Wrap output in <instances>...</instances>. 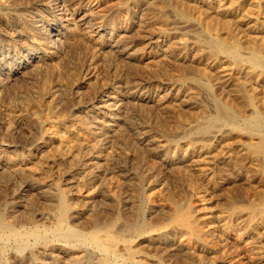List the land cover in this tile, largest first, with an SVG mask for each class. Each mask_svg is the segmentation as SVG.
Masks as SVG:
<instances>
[{"label": "bare ground", "instance_id": "bare-ground-1", "mask_svg": "<svg viewBox=\"0 0 264 264\" xmlns=\"http://www.w3.org/2000/svg\"><path fill=\"white\" fill-rule=\"evenodd\" d=\"M82 1L0 0V94L3 95V92L7 91L14 81L24 75L23 73L28 71L26 69L29 67L31 70L36 71L39 80L33 86L34 88L32 87V92L30 91L31 87L28 91L33 93L34 97L37 96V99L39 96L41 99L44 98L49 110L52 107L54 109L55 103L58 101L68 102L73 100L72 98L62 101L65 95L71 92L72 85L70 86L65 82L67 75H63V71L56 64L57 62H54H59L63 56L65 57L64 54H61V51L68 45L69 36L73 29L82 30L83 33H88L87 35L93 33V42L99 51L103 50L104 47H108V49L117 52L131 67L127 66L130 69L125 74H119L118 68L116 70L114 68L112 76L107 81L105 80L104 83H99V85H102L98 87L95 94L92 92L94 95L92 94L90 99L88 98L89 100L86 98L87 101H79L80 103L78 102L74 106L75 110L83 111L84 114L86 113L91 117V124L85 125L83 128H91L92 133H89L93 134L91 137L95 144L90 142L91 140L88 141L86 139L79 146L77 144L80 143L78 139H82L78 135L80 132L74 128H67L68 122H74L76 118L79 120V117L75 118L74 116L80 112L77 113L75 110L76 113L52 120L53 123L49 127H44L43 123L46 120L48 123L50 118L39 117L37 120L40 121L41 125V130L38 129L40 134L38 133L39 135L36 137L31 134L33 142L28 147L25 146L26 155H19V153L13 155L11 150L17 144L0 138V173L2 172L3 174L1 175L7 178L5 190L11 197L9 202L6 200L7 202H4L5 204L0 207V236L4 240L2 244L0 242V264H5L6 260H4V257L8 253L7 246L11 242L14 244V251L9 252L11 256L9 255L8 257H12L14 264H113V258L121 259L124 264H173L176 255H178L177 257H183L184 260L182 259L181 264L192 263V259L189 262L187 261L189 257L194 258V264H232L233 260L231 257L221 259L213 253L214 251H211V248L209 250L208 241L206 237L204 238L205 235L203 236L200 226L201 224L210 226L211 222H213V228L219 231L218 235L224 238L223 240L228 244L230 241H238V243L246 244L243 245L244 247L249 246L250 242H252L251 239L248 238V241L239 237L236 233L230 232V223L227 221L229 218H226L227 216L224 212H227L231 217L242 216L246 223V226H244L246 231L248 232L250 227H253L257 230V234L260 235L261 233L262 236L264 233V192L260 193L258 202L255 200L256 202L252 201V203L243 204L238 202L239 199L236 195L224 201L222 200L221 208L224 212H220L221 208L218 211L209 208L202 210L194 205L188 197L187 199L185 197L178 200L175 190H173V193L176 199L171 198L168 202H164L162 201V197H164L162 193V196H159L162 200L158 202L156 198L160 195L163 188L165 189V183L167 182L164 183V181L167 178L158 167L148 162L147 156H152V160L155 157V160L158 158L162 165L166 166V169L169 167L168 170H174L177 174H181V168L185 167L186 170L196 173L198 178L205 180L204 184H211L212 188L218 184L214 183L217 182L215 180L216 174L217 177L218 175L219 177L221 176L220 180L224 179L225 181L228 177H232L233 180L231 179V181H234L235 184L237 180L242 178L244 173L242 175L241 173L244 171H240L241 167L238 170L239 164V166L234 165L241 161L237 157L243 158L245 162H250V165L252 164V158L256 157L259 161L256 164L257 166L255 167L252 164L249 167L254 168L252 170L254 174H257L254 178L259 182L258 184L264 186V0H176V6L174 2V5H171L168 2L166 3L165 0H156L158 3L155 4L150 3L153 6H150L149 3L147 4L146 0H141L139 3L138 0H128L119 9L122 16L119 18L120 20L115 19L116 21L107 22L108 24L106 23L107 18L119 11L113 12V10H110L108 3L103 0H97V2H101L102 8L100 10L83 7L80 5ZM75 2H78V5L75 6ZM138 27L141 35H139L137 40L128 42H121L122 39L119 40L118 36H130L131 34L129 33L132 32V29ZM201 31L208 32L211 35L210 41L215 42L213 46L223 53V57L217 56V54H214L215 52L212 53V47L210 46L207 47L211 48L209 50L200 46L201 43L198 40L201 35L199 38L196 35L197 32ZM75 32L77 31L75 30ZM194 34L195 37L193 39L197 38L198 40H191ZM124 36L122 37L125 38ZM78 42L80 41L78 40ZM77 45L78 43L75 46L76 48L78 47ZM69 47L70 45L67 48ZM132 57L135 59H132ZM68 61L67 63L69 64ZM154 62L155 64H153ZM163 64L170 66L171 76L170 74L167 77L162 76L164 75L162 72L163 68H161ZM64 65L66 66V64ZM85 67H88V65ZM71 68L69 67V69ZM78 68L81 70L80 67ZM69 69H67L68 72ZM64 70L66 71V69ZM35 71L33 72L35 73ZM84 72L87 73V69ZM69 73L71 74L72 72ZM64 76L65 81L63 80ZM81 80L85 81L84 79ZM67 81L69 82V79ZM64 83L68 84L69 87L67 88ZM69 83L73 84L72 82ZM89 84L91 85L90 82ZM85 85L87 86V84ZM16 88L15 90H17ZM216 89H220L226 94L225 99L230 97L231 100L242 96V103L248 108L249 112L246 113V111L244 114L235 113L229 106L231 104L225 100H218L216 98L217 95L216 97L213 95L215 98L211 96L213 98L210 101L212 103L210 107L203 103L204 100L197 105L199 108V111H196L199 113L195 114L196 116L198 115L197 117L195 116L197 118L195 121L197 122L193 123L194 116H189L188 119L186 117L187 121L184 120L187 123L186 125L184 124L182 127L180 126L181 124H177L181 128L175 127L176 130L181 131L177 130L180 133L187 134L190 132L197 136V141L193 144L189 142L190 145L187 144L185 146L184 152L176 151V149H179L176 145V147L173 146L176 152L171 147L170 149H173V152L170 153V149H168L169 142L165 139H168L169 136L166 135L169 133L164 136L165 138L157 136L158 134L156 135L155 131H153L154 128L152 130L151 126L148 127L149 120L148 122L145 121L149 116L144 120V114H141L143 118L140 117L141 115L139 117L143 119V122L136 121L134 111L132 112L131 107L128 108V105H126V103L129 104L127 101H130V103H138V106L132 104V109L135 106L139 107L140 105L141 108V105L148 104V106L145 105L147 108L149 105H155L159 110L168 106L179 110L184 106L191 107L189 100L197 98L201 92L203 94L206 90L205 96L201 94L205 98L207 93L210 94L212 90ZM22 91L24 90L22 89ZM24 95L22 94L21 96ZM29 95H25L22 99H26L23 101L31 99ZM78 96H80V93ZM8 97L6 96V98ZM78 99L80 98L78 97ZM236 99L237 101L240 100ZM67 105L70 108L73 106V104L69 105V103ZM29 106L30 103L27 107ZM206 110H209L210 113H205ZM52 115L54 116V114ZM160 116L157 115L159 118ZM154 120L157 119L155 118ZM181 121L183 122V120ZM227 123L230 125H227ZM6 125L0 119V128L4 126L6 131L10 132L11 126ZM128 125L136 132V139L133 138V141L138 140L141 144L139 145V148L141 146V151L132 148V154L124 147V149L119 148L128 142L126 135L124 136L122 132L123 127ZM160 125L162 126L163 123ZM155 127L159 129V125ZM84 134L86 135V133ZM161 134L164 135V133ZM174 137L176 138V136ZM13 140L16 139L14 138ZM48 141L57 143V145L55 143L56 147L54 146L56 151L54 153L51 152L52 155L49 156L50 161L53 164H68L67 174L72 184L70 189L59 183L56 174L53 177V174L45 172L46 170L42 171V174L36 168L24 165L31 154L41 153ZM114 143L120 145L115 144L119 146L118 149L114 145L116 149L113 151L106 149L107 151L105 150L104 152L107 146H112ZM52 145L54 144L50 146ZM129 145L131 146V143ZM114 146L112 147L114 148ZM133 146L135 145L133 144ZM54 147L52 146V150ZM112 147H109V149H113ZM15 149L14 151L17 153ZM49 149L51 150V148H48V152L50 151ZM83 149L84 156H82L81 152ZM9 150L12 154H9ZM137 151L141 152V154ZM134 152L137 156H135ZM142 152L146 153L145 156L147 158L144 156V159L146 158L147 161L142 158L144 155ZM234 156L239 161H235L232 164L231 158ZM232 161H234L233 158ZM225 166L227 167L225 168ZM221 168L226 169V172L227 169L232 170L228 172L231 175L225 178L222 177L224 175ZM246 172L251 174L248 171ZM172 173L175 172L172 171ZM184 173L188 172L184 171ZM105 174L107 176L114 174L116 177L119 175L123 182H115L111 178L109 179L111 176L106 178ZM187 175L189 177V174ZM245 182L248 183L249 181ZM206 184L205 186H207ZM122 185H133V188L131 187L126 192ZM166 188L167 190L169 189L168 186ZM29 189L39 193L45 201H43V209H39V213H35V211H38L37 208L33 209L34 211L32 209L27 210L26 213L24 210V215L21 210L25 209V206L28 207L29 204L24 205L25 203L23 204L21 201ZM259 190L261 191V189ZM167 194L170 196L165 191L164 195L166 196ZM224 197L227 198L228 196ZM241 209H246V212L244 213ZM152 213H156L155 219L149 218ZM20 214L24 215V217L22 216L24 220H20L22 218L19 217ZM158 215L163 220L157 219ZM40 221L44 224L45 221L51 224L48 231L51 232L49 236L52 238L48 239L46 238L47 236H42ZM85 240L92 242L94 251H90L89 247L85 246ZM254 241L256 240L254 239ZM144 245L148 246L149 249L152 248L153 251L145 252ZM250 256L252 257L249 258L252 259L254 257L253 253ZM108 258H112V260Z\"/></svg>", "mask_w": 264, "mask_h": 264}, {"label": "rangeland", "instance_id": "rangeland-1", "mask_svg": "<svg viewBox=\"0 0 264 264\" xmlns=\"http://www.w3.org/2000/svg\"><path fill=\"white\" fill-rule=\"evenodd\" d=\"M103 1H106L108 4V6H110V10H113V12L114 11H119V12H115V14L114 15H112L111 14V16H110V18H107V20H106V23L107 22H112V21H116V20H118L120 17H122L121 16V10H119L120 8H121V6H122V4L126 1H128V0H103ZM141 0H138V3L140 2ZM147 1V4L149 3H151V4H155V3H158L156 0H146ZM146 1H144V2H146ZM156 1V2H155ZM166 1V3L168 2L169 4H171V5H174V3H175V1L176 0H165ZM171 3H170V2ZM125 2V3H126ZM154 2V3H153ZM174 2V3H173ZM78 2H75V6L76 5H78L77 4ZM150 4V6H153V5H151ZM80 5H82L83 7H86V8H96V9H98V10H100L101 8H102V6H101V2H97V0H83L82 1V3L80 4ZM177 5V3H175V6ZM118 9V10H117ZM112 17V18H111ZM114 19V20H113ZM116 19V20H115ZM109 20V21H108ZM120 20V19H119ZM100 21H102V19H100ZM108 24V23H107ZM75 30L78 32H75ZM81 30V29H80ZM136 30H138V31H136ZM135 31H136V33H135ZM75 32V33H74ZM73 33V34H72ZM71 33V35L69 36V43H73V44H69L68 43V45H70V47L69 48H67L68 47V45L65 47V49L64 50H62L61 51V54H64L65 55V57L63 56L62 57V55H61V59H60V61L59 62H61V63H59L58 61H54L60 68H61V70L63 71V75H67L66 76V79L68 80L69 79V82H72L73 84H71V83H69L66 79H65V76L63 77L64 79V81L66 82V83H68L70 86H71V88H72V90L71 89H69V90H71V94L70 93H67L66 95H65V98L62 100V101H65V100H68V99H72L73 98V100H69L68 102H56L55 103V106H56V104H57V106L55 107L54 106V109H53V107H52V109L50 108V110L47 108V102H44L45 100H44V98L43 99H41V98H39L38 97V99L36 98V97H34L35 95H33V93H29L30 91L32 92V89L34 88L33 86H35V84H37L38 82V80H39V77L37 78V75H36V71L35 70H31L29 67L26 69V70H28V71H25V72H29V73H23L24 75H22L23 77H24V79H23V77L21 76L20 78H22V79H18V80H16V81H14L13 82V84L10 86V87H8V89H7V91H4L3 92V95L2 94H0V119L4 122V125H9V123H10V125L9 126H11V131L10 132H7L6 131V129L4 128V126H2V128H0L1 130H0V138L1 139H3V140H8V142H11V141H13V142H11V143H15V144H17L16 145V149L15 150H17V153H16V151H14V149H12L11 150V152L13 153V155H17L18 153H19V155L20 154H24V155H26V147H28L30 144H32V139H33V136L35 135V137L36 136H38L39 134H40V131L39 130H41L40 129V121H38L37 119L39 118V117H41V118H47V119H49L48 121L50 122V124H49V122L47 123V120L46 121H44V123H43V126L44 127H49V125H51L52 123H53V121H54V119H57V118H60V117H65V115L66 116H68L69 114H73V113H76L75 111H77V110H75L74 109V106L80 101V102H85V101H87V100H89L90 99V97L92 96V92H94V94H95V92H96V90L98 89V87H100V85H102V84H100L99 85V83H104V81L106 80L107 81V79L109 78V77H111L112 76V70L115 68V70L117 69L118 71H119V74L121 73V74H125V72H127V70H129L131 67H130V64H127V62L126 61H124L123 59H122V57L119 55V54H117V52H114V50H111V49H108V47H104V49L103 50H101V51H99L95 46V44H94V42H93V39H94V37H93V33H91V35H87V34H85V33H83L82 32V30L81 31H79V30H77V29H73V32ZM133 33V34H132ZM193 33H196V32H193ZM192 33V34H193ZM208 32H203V31H201V32H197V35H196V37L197 38H199L200 37V35H201V37L199 38V42L201 43L200 44V46L202 47L203 46V48L205 47L207 50H209V49H211V48H207L208 46H210V47H212V49H211V52L213 53V52H215L214 54H217V56L219 55V56H221V57H223V53H221L220 51H219V49L217 50L216 49V47H214L213 45H214V43L215 42H211L210 41V38H211V35L209 34H207ZM129 34H131L130 36H124V35H122V36H124L125 38H123L122 36L120 37V36H118L119 37V40L120 39H122L121 40V42H124V41H134V40H137L138 38H139V35H141V32H140V30H139V27L138 28H134V29H132V32L131 33H129ZM128 34V35H129ZM136 34V36H134ZM74 35V36H73ZM191 35V34H190ZM74 38H73V37ZM75 36H77L76 38H75ZM91 36V37H90ZM133 36V37H132ZM207 36V37H206ZM71 37V38H70ZM82 37V38H81ZM84 37H86V38H84ZM118 37H117V40H118ZM129 37V38H128ZM131 37V38H130ZM137 37V38H136ZM187 37H190V36H187ZM195 37V34H194V36L193 37H191L192 39L191 40H196V39H193ZM82 40H81V39ZM203 38H205V39H203ZM209 39V40H208ZM71 40H72V42H71ZM74 40V41H73ZM78 40L80 41V42H78ZM206 40V41H205ZM78 43V49L75 47L76 46V44ZM76 43V44H75ZM80 44V45H79ZM84 44V45H83ZM90 44V45H89ZM205 44V45H204ZM92 45V46H91ZM72 46V47H71ZM74 46V47H73ZM214 47V48H213ZM85 48V49H84ZM68 49H70L69 51H68ZM74 50V51H73ZM105 50V51H104ZM206 50V51H207ZM63 51H65L64 53H63ZM67 51H68V53H67ZM76 51V52H75ZM75 52V54H73ZM220 52V53H219ZM99 53H101V54H99ZM70 54V55H69ZM221 54V55H220ZM66 55H69V56H66ZM107 55V56H106ZM77 56H78V58H77ZM67 57V58H66ZM88 57V58H87ZM103 57V58H102ZM70 60V61H68V60ZM87 59H89V60H87ZM91 59V60H90ZM132 59H135L134 57H132ZM65 60V61H64ZM67 61L69 62V64L67 63ZM91 61V62H90ZM64 62V64H66V66L64 65V64H62ZM105 62V63H104ZM73 63V64H72ZM81 63V64H80ZM102 63V64H101ZM70 64H72V65H70ZM90 64H92V65H90ZM98 64V65H97ZM153 64H155V62L153 63ZM62 65V66H61ZM70 65V66H69ZM79 65H81V66H84V67H81V66H79ZM88 65V67H85V66H87ZM133 65V64H132ZM65 66V67H64ZM80 67L81 68V70L78 68V67ZM130 67V68H128V67ZM169 65L168 64H163L162 66H161V68H163V74L164 75H162L163 77H167V76H169V74H170V71H169V69H170V66L168 67ZM63 67V68H62ZM69 67H72L71 69H69ZM104 67V68H103ZM113 67V68H112ZM125 67V68H124ZM90 68V69H89ZM97 68H98V71H97ZM100 68V69H99ZM120 68V69H119ZM124 68V69H123ZM31 71H30V70ZM64 69H66V71L64 70ZM67 69H69V72H72L71 74L67 71ZM85 69H87V73L86 72H84L85 71ZM89 69V70H88ZM109 69V70H108ZM107 70V71H106ZM165 70V71H164ZM33 71H35V73L33 72ZM75 71H77V72H75ZM121 71V72H120ZM32 72V73H31ZM84 72V73H83ZM124 72V73H123ZM166 72V73H165ZM82 73V74H81ZM92 73V74H91ZM96 73V74H95ZM26 74V75H25ZM29 74H31V75H29ZM69 74V75H68ZM80 76H79V75ZM84 74V75H83ZM90 74V75H89ZM107 74V75H106ZM166 74H168V75H166ZM29 75V76H28ZM72 75V76H71ZM86 75H88L89 76V78H88V76L86 77ZM27 76V77H26ZM31 76H34V77H31ZM77 76V77H76ZM170 76H171V74H170ZM173 76V75H172ZM71 79H70V78ZM81 77H83V78H81ZM92 77V78H91ZM103 77V78H102ZM27 78H29V79H27ZM91 78V79H90ZM105 78V79H104ZM37 79V80H36ZM81 79H84L85 81H82ZM22 80H24V81H22ZM73 80V81H72ZM78 80V81H77ZM91 80H92V82H91ZM22 81V82H21ZM102 81V82H101ZM24 82V83H23ZM32 82V83H31ZM34 82V83H33ZM77 82V83H76ZM91 83V85L89 84L88 85V83ZM17 83H19L20 84V86H19V84H17ZM23 83V84H22ZM76 83V84H75ZM95 83H97V84H95ZM16 84V85H15ZM30 84V85H29ZM32 84H34V85H32ZM65 84V83H64ZM68 84H65V86H67V88L69 87V85ZM84 84V85H83ZM85 84H87V86L85 85ZM18 85V86H17ZM76 85V86H75ZM92 85H94L93 87H92ZM99 85V86H98ZM17 87L16 89L17 90H15V87ZM29 86V87H28ZM89 86V87H88ZM13 87V88H12ZM30 87H31V89H30ZM33 87V88H32ZM79 87H81L80 89H79ZM95 87H97L96 89H95ZM20 88V89H19ZM76 88V89H75ZM87 88V89H86ZM19 89V90H18ZM22 89L24 90V91H22ZM25 89H27V90H25ZM30 89V91H28ZM90 89V90H89ZM221 89V88H220ZM220 89H216V90H212L211 92H210V94H212V95H210V94H206V97L204 98V96H205V94L204 93H206L205 91H204V96H202L203 94H202V92H201V94H199L198 96H197V98H193V99H191V100H189L188 102L191 104V107L189 106V107H186V106H184L182 109H179L178 110V108H176L175 109V107L173 108V107H171V106H168V107H164V108H160V109H162V110H159V108L157 107V106H155V105H149V109H151L150 110V112H149V109L146 107V106H148V104H145V105H141V108L143 109V107H145L146 108V110H148V111H146L145 110V108L142 110L141 108H140V105H139V107H137L138 106V103H133V102H131L130 103V101H127V102H129V104L128 103H126V105H128V108H130L131 109V111L134 113V118H135V120L136 121H141V122H143V119L145 120V119H147L148 118V116H149V118L147 119V120H145L146 122H148V120H149V126L148 127H150L151 129L152 128H154V130L153 131H155L154 133L157 135V136H160V137H163V138H165L164 136L167 134V133H169V134H167L166 136H169L168 137V139L167 138H165L166 139V141L167 142H169L168 143V149H170L171 147L174 149V152H176L177 150H178V152H182L183 151V149H185V146L187 145V144H189V142L191 143V144H193V143H195V141H197V136H196V134H191L190 132L189 133H187V134H184V133H180L181 131L180 130H178V131H180V132H178L176 129H175V127L176 128H181V127H178L180 124V126H184V124L186 125L187 123L184 121V120H186L187 121V119H188V117L190 116V117H193L192 119L194 120V122L193 123H195V122H197V121H195V120H197V118H195V114H198L199 112H196V111H199V108L197 107V105H199L201 102H203L204 100V102L203 103H205V104H207V106L209 105V107H210V105L212 106V103L210 102L211 100H212V98L215 96L216 97V95H217V99L218 100H220V101H223V100H225V101H227V102H229V104H231V105H229V106H231V109L235 112V113H237V114H244V112H246V113H248L249 111H248V108H246L245 107V105L242 103V99L241 98H243L242 96H239V97H235L234 99L232 98L231 100H230V97H227V99H225L224 97H225V93H223V91H221ZM68 90V91H69ZM74 90V91H73ZM79 90V91H78ZM81 90V91H80ZM93 90V91H92ZM95 90V91H94ZM204 90V89H203ZM14 91H17V92H14ZM22 91V92H21ZM73 91V92H72ZM78 93H77V92ZM221 92V93H218V92ZM235 91V90H234ZM10 94L11 93V95H9L8 93ZM21 92V93H20ZM29 93V94H27V93ZM16 93V94H15ZM24 93H25V95H29V97H31V99L33 98V100H31V99H29V100H31L32 101V103H31V101H29V100H26V101H23V100H25V99H22V98H24ZM79 93H80V96H78L79 95ZM214 93V94H213ZM13 94H15V95H13ZM21 94H23L24 96H19V95ZM32 94V95H31ZM93 94V95H94ZM219 94V95H218ZM222 94H224V95H222ZM240 94H242V93H240ZM69 95V96H68ZM74 95H76V96H74ZM85 95V96H84ZM207 95H208V97H207ZM209 95H210V98H209ZM214 95V96H213ZM222 95V96H221ZM243 95V94H242ZM2 96V97H1ZM6 96H9L8 98H6ZM20 98H19V97ZM74 96V97H73ZM87 96V97H86ZM201 96V97H200ZM211 96H213V97H211ZM218 96H220L221 97V99H220V97H218ZM64 97V96H63ZM68 97V98H67ZM78 97L80 98V99H78ZM214 97V98H215ZM13 98H14V100H13ZM17 98H18V100H17ZM35 98H36V100H35ZM67 98V99H66ZM82 98V99H81ZM86 98H87V100H86ZM89 98V99H88ZM206 98H207V100H206ZM229 98V99H228ZM236 98H238V99H240V100H238L237 101V99ZM10 99V100H9ZM202 99V100H201ZM6 100H7V102H6ZM74 100H76V101H74ZM78 100V101H77ZM229 100V101H228ZM8 101H9V103H8ZM19 101V102H18ZM36 101V102H35ZM40 101V102H39ZM234 101V102H233ZM235 101H237V102H235ZM241 101V102H240ZM11 102V103H10ZM12 102H13V104H14V106H13V104H12ZM28 104H27V103ZM35 102V103H34ZM39 102V103H38ZM79 102V103H80ZM210 102V103H209ZM3 103H4V105H3ZM19 103H20V105H19ZM29 103H30V106L29 107H27L28 105H29ZM33 103H34V105H33ZM41 103V104H40ZM68 104L69 103V105H72L73 104V106L70 108V106L68 107V105L66 106V105H64V104ZM194 103H195V105H194ZM242 104V105H240V104ZM12 104V105H11ZM23 104V105H22ZM26 104V105H25ZM32 104V105H31ZM58 104H60L59 106H58ZM132 104H136L137 106H135V107H133V109H132ZM237 104V105H236ZM3 105V106H2ZM25 105V106H24ZM130 105V106H129ZM236 105V106H235ZM194 106V107H193ZM207 106H206V108H207ZM241 106V108H239ZM27 107V108H26ZM42 107V108H41ZM153 107V108H152ZM197 107V108H196ZM208 107V108H209ZM235 107V108H234ZM13 108V109H12ZM41 108V109H40ZM56 108V109H55ZM157 108V109H156ZM188 108V109H187ZM243 108V109H242ZM246 108V109H245ZM138 109V110H137ZM140 109H141V111H140ZM169 109V110H168ZM170 109H171V111H170ZM242 109V110H241ZM65 110V111H64ZM75 110V111H74ZM36 111V112H35ZM53 111V112H52ZM138 111H140L139 113H138ZM154 111V112H153ZM158 111V112H157ZM162 111V112H161ZM175 111V112H174ZM187 111V112H186ZM209 111V110H208ZM207 110H206V112L205 113H210V111L208 112ZM239 111V112H238ZM243 111V112H242ZM5 112H7V113H5ZM38 112V113H37ZM40 112V113H39ZM80 112V113H79ZM135 112H137V113H135ZM161 113V116H160V113ZM165 112H166V114H165ZM181 113V115H180V113ZM241 112V113H240ZM12 113V114H11ZM36 113V114H35ZM56 113V114H55ZM77 113H79V114H77L76 116H74L75 118L76 117H79V122L75 119L74 120V122H68V124H67V128H74V129H76L78 132H80L78 135L82 138L81 140L80 139H78V138H80L79 136H78V142L80 141V143H77L79 146H80V144L81 143H83V141L84 140H91L90 142H92V143H94L95 141L94 140H92L93 138L91 137V136H93V134H91L92 132V130H91V128H83V126H85V125H90L91 124V117L89 116V115H87L86 113V115L84 114V112L83 111H77ZM82 113V114H81ZM147 113H149V114H147ZM156 113V114H155ZM169 113V114H168ZM177 113V114H176ZM5 114V115H4ZM8 114V115H7ZM35 114V115H34ZM52 114H54V116L52 115ZM136 114V115H135ZM138 114V115H137ZM144 116V118H143V116ZM147 114V115H146ZM163 114V115H162ZM174 114V115H173ZM193 114V115H192ZM19 115V116H18ZM21 115V116H20ZM37 115H39V116H37ZM44 115V116H43ZM48 115V116H47ZM141 115V116H140ZM154 117H153V116ZM156 115V116H155ZM157 115L158 116H160V118L159 117H157ZM165 115V116H164ZM3 116V117H2ZM59 116V117H58ZM86 116V117H85ZM136 116V117H135ZM138 116V117H137ZM141 118H143V119H141ZM146 116V117H145ZM152 116V117H151ZM173 116V117H172ZM198 116V115H197ZM196 116V117H197ZM11 117V118H10ZM12 117H14L13 118V120H12ZM16 117H17V119H16ZM20 118V120H19V118ZM83 117V118H82ZM85 117V118H84ZM186 117H187V119H186ZM7 118V119H6ZM140 118V119H139ZM152 118V119H151ZM157 119V120H154V119ZM177 118V119H176ZM138 119V120H137ZM14 120H15V122H14ZM53 120V121H52ZM84 120V121H83ZM158 120H159V122H158ZM162 120V121H161ZM174 120V121H173ZM181 120H183V122H185V123H183ZM38 121V122H37ZM83 121V122H82ZM160 121H161V123H160ZM166 121V122H165ZM173 121V122H172ZM182 123H181V122ZM18 122V123H17ZM21 122V123H20ZM164 122H165V124H164ZM188 122H190V121H188ZM6 123V124H5ZM12 123H14L13 125H12ZM71 123V124H70ZM151 123V124H150ZM162 124L163 123V125L161 126L160 124ZM219 123V122H218ZM16 124V125H15ZM173 126H172V125ZM177 124H179V125H177ZM6 125V126H7ZM46 125V126H45ZM74 125V126H73ZM80 125H82V126H80ZM153 125H154V127H153ZM159 125V129H161V130H159V129H156V128H158V127H155V126H158ZM177 125V126H176ZM227 125H230L229 123H227ZM35 126V127H34ZM71 126H73V127H71ZM166 126V127H165ZM170 126V127H169ZM182 126V127H183ZM13 128H15L14 130H12ZM128 128V129H127ZM129 125L127 126V127H123V129H122V132L124 133V136L126 135V138H127V143H125V145H121V147H119L120 145L119 144H117V143H114L113 145L112 144H110V145H112V146H114L115 144L116 145H119V146H116L117 147V149H118V147L119 148H122V149H124V148H126V149H128V151L132 154L133 153V149H135V150H137V149H139V151H141V146H140V148H139V145H141L139 142H138V140H135V141H133V138H135L136 139V132L134 131V130H132L131 128H130V130H129ZM165 128V129H164ZM170 128V129H169ZM5 129V130H4ZM39 129V130H38ZM78 129H81V130H78ZM126 129V130H125ZM173 129V130H172ZM3 130V131H2ZM86 130V131H85ZM6 131V132H5ZM36 131V132H35ZM38 131V132H37ZM128 133H126V132ZM89 132H91V133H89ZM158 132V133H157ZM35 133V134H34ZM39 133V134H38ZM84 133H86V135L84 134ZM88 133V134H87ZM161 133H164V135H162ZM174 133V134H173ZM11 134V135H10ZM14 136H13V135ZM31 134L33 135V136H31ZM82 134H83V136H82ZM184 134V135H183ZM85 135V136H84ZM89 135H90V138H89ZM129 135H130V137H129ZM135 137H134V136ZM162 135V136H161ZM173 137H172V136ZM183 135V136H182ZM174 136H176V138L174 137ZM32 137V138H31ZM84 137V138H83ZM86 137V138H85ZM129 137V138H128ZM15 138L16 140H13V139ZM30 140H29V139ZM132 138V139H131ZM193 138H195V139H193ZM10 139V140H9ZM20 139H21V141H23L22 143H20L21 141H20ZM129 139V140H128ZM193 139V140H192ZM189 140V141H188ZM132 141V142H131ZM192 141V142H191ZM20 143V144H18V143ZM50 142L51 141H48V143H46V146H45V148L41 151V153H42V155H41V153H38V154H35V155H33V154H31V156H29L28 157V159H26V161H25V164L24 165H27V166H30V167H34V168H36L39 172H41L42 174H43V172L42 171H45V172H51V174H53L52 176L53 177H55V174L57 175L56 176V178L58 179V181H59V183L61 184V185H63L65 188H69L70 189V187L72 186V184L70 183V180L68 179L69 178V176H68V174H67V166H68V164L66 163V164H64V163H54L56 166H57V169H56V166L53 164V162H51L50 161V158H49V156L50 155H52V153H54L55 151H56V149H55V143L56 142H51V144H54V145H52L53 147H54V149L52 150V146H50L51 144H50ZM136 142H137V144H136ZM24 143V144H23ZM131 143V146L129 145ZM135 145V146H133L132 147V145L133 144ZM172 143V144H171ZM175 143V144H174ZM28 144V145H27ZM95 144V143H94ZM24 145V146H23ZM56 145H57V143H56ZM77 145V146H78ZM176 145L179 147V149H176V151H175V148L174 147H176ZM190 145V144H189ZM20 146V147H19ZM22 146V147H21ZM26 146V147H25ZM112 146H107L105 149H104V152H105V150L107 149V150H114V149H116V147L114 146V148L112 147ZM126 146V147H125ZM130 148H128V147ZM138 146V147H137ZM170 146V147H169ZM174 146V147H173ZM182 146V147H181ZM184 146V147H183ZM18 147H19V149H18ZM109 147L111 148H113V149H109ZM124 147V148H123ZM136 147V148H135ZM48 148H51V150L48 152ZM133 148V149H132ZM121 149V150H122ZM125 149V150H126ZM132 149V150H131ZM173 149H170V153H172L173 152ZM18 150H19V152H18ZM20 150H21V152H20ZM45 150H47V151H45ZM106 150V151H107ZM139 151H137V152H139ZM185 151V150H184ZM183 151V152H184ZM9 152V154H12L11 152H10V150L8 151ZM52 152V153H51ZM81 152H82V156H84L85 154H84V149H83V151L81 150ZM48 154V155H46V154ZM51 153V154H50ZM140 154H141V152H139ZM46 156H45V155ZM134 154H135V156H137L136 155V153L134 152ZM133 154V155H134ZM142 154H144L143 155V159H144V156H145V154L146 153H143L142 152ZM140 156V155H139ZM34 157V158H33ZM42 157V159L40 160V158ZM46 157V158H45ZM87 157V156H86ZM146 157V156H145ZM148 157V158H147ZM146 158L148 159V162L149 163H151V164H153V166L155 165V167H158L159 168V170H161L162 171V173H163V175L168 179H165L166 181H164V183L165 182H167V183H165V189L163 188V190H165L166 191V193H169V195L170 196H168V194L165 196L164 195V192H163V190L160 192V195H158V197L156 198V200L159 202V201H161L162 199V201H164V202H168V200H170L171 198L173 199V198H175V194H176V198L178 199V200H181L182 198H185L186 197V199H187V197L190 199V201L194 204V205H196L197 207H199V208H201L202 210L203 209H206V208H209V209H212V210H214V211H218L220 208H221V206H222V200L224 201V200H226V199H228L229 197H233V195L235 196L236 195V197H238V199H239V201L238 202H240V203H252V201L253 202H258L259 200H260V193H263L264 192V186L263 185H261V184H258L259 182L258 181H256V179L254 178L257 174H254V168H252V167H249V166H252V164L256 167L257 165L256 164H258V159L256 158V157H253L252 158V160H251V165H250V162H248V161H244V159L243 158H240V157H237L239 160H241V161H239L237 158H236V156H234V157H232L233 158V160L234 161H232V158H231V163L232 164H234L235 163V161L237 162V161H239L240 163H238L237 162V164H234L235 166H239L238 167V170H239V168L241 167V172L242 171H244V172H242L241 173V175H242V178L241 179H239V180H237V183H239V184H235V182L233 181H231V179L233 180V178L232 177H228V175H231V173H228L229 171L231 172L232 170H228L227 169V172H226V169H224V168H221L222 170H223V175L224 176H222V177H228L227 179H226V181L223 179V180H220L221 178V176L219 177V175H218V177H217V174H216V178H215V180L217 181V182H214L215 184L216 183H218L217 185H214V187L212 188L211 186V184H206L207 186H205V184H204V182H205V180H202L201 178H198V176H197V174L196 173H192V171H188V170H186V168L184 167V168H181V174H177V172L176 171H174V170H168V168L169 167H167V169L165 168L166 166L165 165H162V163H161V161L157 158V160L159 161L158 163H157V160H155V158L152 160V156H147ZM36 158H37V160H36ZM49 158V159H48ZM144 159V160H146L147 161V159ZM30 159V160H29ZM33 161H32V160ZM44 159V160H43ZM48 159V160H47ZM256 159V160H255ZM36 160V161H35ZM40 160V162H38ZM152 160V161H151ZM254 160V161H253ZM32 161V162H31ZM49 161V162H48ZM153 161H155L154 163H153ZM244 161V162H243ZM35 162V163H34ZM46 162V163H45ZM243 163V165H241L242 163ZM247 162H248V165H247ZM33 163V164H32ZM41 163V164H40ZM156 163V164H155ZM160 163V164H159ZM44 164V165H43ZM45 164H46V166H45ZM52 164H53V166H52ZM62 164V165H61ZM239 164V165H238ZM245 164V165H244ZM40 165H42L44 168H46V169H44L42 166H41V169H40ZM50 165V166H49ZM66 165V166H65ZM159 165H161V166H159ZM224 165V164H223ZM38 166V167H37ZM61 166V167H60ZM59 167V168H58ZM223 167V166H222ZM227 166H225V168H226ZM244 167H245V169H244ZM249 169H248V168ZM158 168H157V170H158ZM247 168V169H246ZM52 171H51V170ZM54 169V170H53ZM253 169V170H252ZM168 170V171H167ZM180 170V169H179ZM225 170V171H224ZM55 171V172H54ZM173 171V172H175V173H172L171 174V172ZM184 171H186V172H188V173H184ZM237 171V170H236ZM246 171H248V172H250V171H253V172H250L251 174H249V173H247ZM54 172V173H53ZM168 172H170V173H168ZM225 172V173H224ZM190 173H192V174H190ZM228 173V174H227ZM235 173V172H234ZM233 173V174H234ZM245 173H247L246 175H245ZM1 174H3L2 172L0 173V178H1V180H0V207H2L5 203L4 202H9V200H11V197H10V195L9 194H7V191L5 190V186H6V183H5V181L7 180V178H5V176H2ZM176 176H175V175ZM186 176H184V175ZM187 174H189V177H188V175ZM196 174V175H195ZM249 174V176H247ZM253 174V175H252ZM106 176H107V174H105ZM174 175V176H173ZM182 176V178H181V176ZM191 175V176H190ZM192 175H194L193 177H192ZM105 176V177H106ZM109 176H111V177H109ZM114 176V177H113ZM119 176V175H118ZM118 176L116 177L114 174H112V175H108L106 178H108L109 177V179L111 178V180H113V181H115V182H120L121 181V177L119 176V178H118ZM171 176V177H170ZM173 176V177H172ZM180 176V177H179ZM196 176H197V179H196ZM244 176V177H243ZM253 178H252V177ZM3 177V178H2ZM104 177V178H105ZM113 177V178H112ZM178 179H177V178ZM247 177V178H246ZM118 178V179H117ZM169 178H171V179H169ZM175 178V179H174ZM220 178V179H219ZM249 178V179H248ZM109 179H107V180H109ZM172 179H174L173 181H172ZM219 181H218V180ZM247 179V180H246ZM255 179V180H254ZM105 180V179H104ZM182 180V181H181ZM200 180V181H199ZM202 180V181H201ZM3 183H2V182ZM169 181V182H168ZM172 181V182H171ZM176 181V182H175ZM184 181V182H183ZM245 181H249L248 183H246ZM121 182H123V180L121 181ZM186 182H187V184H186ZM220 182V183H219ZM222 182V183H221ZM232 182V183H231ZM255 182V183H254ZM2 183V184H1ZM163 183V184H164ZM176 183V184H175ZM202 183V184H201ZM245 183V184H244ZM253 184V185H251V184ZM167 184V185H166ZM179 184V185H178ZM256 184H258V185H256ZM70 185V186H69ZM172 185V186H171ZM237 185V186H236ZM123 187V189L125 188V190H126V192H128V190H130L131 189V187L133 188V185H122ZM128 186H130L129 188H128ZM169 187V189L167 190V188L166 187ZM221 186V187H220ZM248 186V187H247ZM250 186V187H249ZM257 186V187H256ZM175 187V188H174ZM179 187V188H178ZM200 187V188H199ZM243 187V188H242ZM4 188V189H3ZM127 188V189H126ZM174 188V189H173ZM199 188V189H198ZM241 188V189H240ZM263 188V189H262ZM259 189H261V191L259 190ZM173 190H175L174 192H175V194L173 193ZM168 191V192H167ZM189 191V192H188ZM231 191V192H230ZM237 191V192H236ZM35 191L34 190H28L27 191V193L22 197V201H21V203H25L24 205H26L27 203L29 204L28 205V207L27 206H25V209H23V210H21L22 212H23V214L25 215V213L27 212V210L29 211L30 209H32V211H34L33 209H37L38 211H35V213L37 214V212L39 213L40 212V210L41 209H43V205H44V202L43 201H45V199H43V197L39 194V193H34ZM183 192V193H182ZM235 192V193H234ZM162 193H163V196L164 197H162V199L161 198H159V196H162ZM172 193V194H171ZM188 194V195H187ZM219 194V195H218ZM178 195V196H177ZM180 195H181V198H180ZM216 195V196H215ZM8 196H9V198H8ZM41 196V197H40ZM224 196H228L227 198L226 197H224ZM179 197V198H178ZM202 197V198H201ZM259 197V198H258ZM2 198V199H1ZM165 198V199H164ZM175 198V199H176ZM225 198V199H224ZM241 198V199H240ZM17 199V198H16ZM160 199V200H159ZM188 199V200H189ZM205 199V200H204ZM259 199V200H258ZM7 200V201H6ZM194 200V201H193ZM203 200V201H202ZM245 200V201H244ZM247 200V201H246ZM256 200V201H255ZM25 201H27V202H25ZM196 201V202H195ZM209 201V202H208ZM31 202V203H30ZM33 202V203H32ZM202 202V203H201ZM204 202V203H203ZM217 203H219V205H217ZM239 203V204H240ZM204 204V205H203ZM238 204V203H237ZM31 205V206H30ZM33 205V206H32ZM38 205V206H37ZM211 205V206H210ZM31 208H30V207ZM35 207V208H34ZM213 207V208H212ZM217 207V208H216ZM242 207V206H241ZM29 208V209H28ZM40 209V210H39ZM216 209V210H215ZM24 210H25V213H24ZM239 210H240V208H239ZM226 211V210H225ZM241 211H244V213L246 212V209L245 210H242L241 209ZM22 212H20V213H22ZM42 212V211H41ZM220 212H224V210L222 211V208H221V211ZM225 214H226V218H229L228 220L225 218V220H227V221H229V223H230V225H229V230H230V232L232 231L233 233H236L239 237H241V238H244L245 240L247 239L248 240V238L249 239H251V241L252 242H250L249 244V246H245L246 247V250H245V247L243 246V245H246V244H244V243H242V242H239L238 243V241H236V242H233V241H228L229 242V244L225 241V240H223L224 238H222L220 235H218L219 234V231L216 229V228H213L214 227V225H213V222H211V225L209 226L208 224H204V225H202L201 224V226H200V229H201V232H202V234H203V236H204V238L206 237V239H207V241H208V248H209V250H210V248L212 249L211 251H214L213 253H215V255L217 256V257H219V258H221V259H224V258H232V260H233V262H232V264H236V262H237V264H263L264 263V233L262 234V236H261V233H260V235L259 234H257V230L255 229V228H253V227H250V229L248 230V232L246 231V229H245V227L244 226H246V223H245V220L244 219H242L243 217L242 216H234V217H231L230 215H228V213L227 212H224ZM23 214H20V216L19 217H24V215ZM36 214H34L35 216H36ZM155 216V217H154ZM159 216L160 215H158L157 217V219H162V218H159ZM23 217L22 218H20V220H24L23 219ZM235 217H237V218H235ZM149 218H153V219H155L156 218V213H152V216H150ZM257 218V220H259L258 219V217H256ZM163 220V219H162ZM244 220V221H243ZM256 220V221H257ZM242 221H243V223H242ZM40 223H42V224H40ZM40 223H39V225H40V229H41V227H42V236H47L46 238H48V239H50V238H52V237H50L49 235H50V231H48V230H50V228L49 227H51V224H49L48 222H46L45 221V224L43 223V222H41L40 221ZM242 223V224H241ZM43 225V226H42ZM208 225V226H207ZM207 226V227H206ZM44 227V228H43ZM47 227V228H46ZM204 227V228H203ZM213 228V229H212ZM212 229V230H211ZM46 230H47V232H46ZM213 230H214V232H213ZM234 230V231H233ZM251 230V231H250ZM212 231V232H211ZM216 231H218V232H216ZM43 232H44V234H43ZM216 232V233H215ZM243 232V233H242ZM250 233H252V234H250ZM248 234H250V235H248ZM255 236H254V235ZM211 237V238H210ZM261 239H260V238ZM2 238V236H0V242H1V244L3 243V241L4 240H2L1 239ZM209 238V239H208ZM222 240H221V239ZM252 238H253V240H252ZM221 240V242H220V240ZM254 239L256 240V241H254ZM224 241V243L222 244V242ZM249 241V240H248ZM253 241H254V243H253ZM212 242V243H211ZM85 246L86 247H89L88 249L91 251H94L95 249H94V247H93V245H92V242H88V240H85ZM88 243V244H87ZM233 243V244H232ZM0 244V245H1ZM212 244V245H211ZM14 244H12V242L10 243V244H8V246H7V252L8 253H6V255H5V257H7V258H5L4 257V260H6V261H8L9 259V261L6 263V261H5V264H14L13 262H12V257H8L9 255L11 256V253H9V252H12V251H14V246H13ZM89 245V246H88ZM236 245V246H235ZM11 246V247H10ZM91 246V247H90ZM251 246V247H250ZM256 246V247H255ZM145 249H144V251L145 252H150V251H153L152 250V248H148V246L146 247V245H144L143 246ZM251 248V249H250ZM253 248V249H252ZM254 248H256L255 250H254ZM259 248V249H258ZM149 249V250H148ZM232 250H234V251H232ZM259 250V251H258ZM97 251V250H96ZM247 251H248V254H247ZM256 253H254V252ZM262 253H261V252ZM151 253H153V252H151ZM252 253H253V256L255 257H253L252 259H250L252 256H250V255H252ZM181 255V254H180ZM178 255H176L175 256V261L173 262V264H175V262H177L176 264H181L182 263V261L184 260L183 259V257L182 256H180V257H177ZM247 256V257H246ZM262 256V257H261ZM250 257V258H249ZM258 257V258H257ZM177 258H179V259H177ZM236 258V259H235ZM109 260H112V258H108ZM116 259V258H115ZM114 258H113V260H112V262H114L113 264H124V263H122L121 261V259H116L115 260ZM183 259V260H182ZM190 259H192V263H190L189 261H191ZM236 261H235V260ZM119 260V261H118ZM115 261H116V263H115ZM164 261V260H163ZM187 261L189 262L188 264H194L193 262L195 261L194 260V258L193 257H189L188 259H187Z\"/></svg>", "mask_w": 264, "mask_h": 264}]
</instances>
